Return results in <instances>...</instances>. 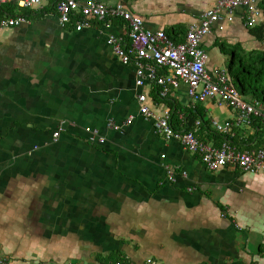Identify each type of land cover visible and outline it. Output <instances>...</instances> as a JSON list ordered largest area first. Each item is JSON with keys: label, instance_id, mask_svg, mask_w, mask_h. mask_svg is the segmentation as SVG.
Segmentation results:
<instances>
[{"label": "crops", "instance_id": "1", "mask_svg": "<svg viewBox=\"0 0 264 264\" xmlns=\"http://www.w3.org/2000/svg\"><path fill=\"white\" fill-rule=\"evenodd\" d=\"M217 1L82 4L122 3L146 31L170 33L180 43ZM2 9L25 22L0 33V258L14 264H264V173L209 172L198 155L154 129L169 104L179 111L174 127L179 115L198 108L212 131V121L235 120L232 109L218 101L193 104L183 84L168 88L165 100L148 81L137 87L136 67L123 65L106 45L109 36L125 39L119 21L92 22L76 32L60 27L52 0L39 9ZM245 14L235 11L231 23L222 19L204 39L211 78L228 75L221 66L230 52L263 49ZM7 17L0 9V20ZM139 95L152 118L139 115ZM129 117L131 125L121 131L107 128L109 120L121 126ZM86 128L104 143H88ZM226 136L235 148L232 139L241 149L264 146L253 124ZM170 169L177 172L173 180Z\"/></svg>", "mask_w": 264, "mask_h": 264}, {"label": "built area", "instance_id": "2", "mask_svg": "<svg viewBox=\"0 0 264 264\" xmlns=\"http://www.w3.org/2000/svg\"><path fill=\"white\" fill-rule=\"evenodd\" d=\"M46 0H0V8L15 7L19 10L39 9ZM58 13L60 27H72L76 32L88 28L92 22L119 21L126 28V37L109 36L106 45L112 53L120 59L123 65L136 67L137 87H142L145 81L161 89L159 98L164 99L168 88H177L183 84L187 88V96L195 104L206 101L224 103L236 113L232 122H210L211 128L218 134L227 135L232 128L253 124L254 120L264 122V104L259 101H247L238 89L234 87L228 75L220 72L211 78L206 70L207 55L203 48V41L208 37L214 27L222 20L233 21L235 11L245 10L246 26L257 25L260 12L257 9L259 0H218L212 9L202 13L197 23L191 24L185 34L183 42L176 43L165 32L146 31L140 17L131 13L125 5L117 3L107 6L101 2L82 4L77 0H52ZM25 22V17H7L0 21V33L8 28L19 26ZM162 71L163 74H158ZM144 95L137 97L138 113L144 119L152 118L150 109L146 105ZM173 113L169 108L161 111L159 118L154 121V129L158 136L165 141H176L189 154L198 155L201 163L209 172H217L223 168H236L241 172L255 175L264 173V147L256 151L240 152L228 143L218 147L204 144L196 137L201 121H195L192 130H185L186 118L179 115V127L175 128L172 122ZM133 117L125 120L123 125L109 120L107 128L119 132L123 126L131 125ZM89 134L88 143L103 144L104 139L97 138L96 131L86 128ZM60 135L57 131L53 134L56 140ZM177 172L168 170L170 180ZM181 177H186L184 172H178ZM0 264H14L11 260L0 258ZM45 264V263H39ZM152 264V260H146Z\"/></svg>", "mask_w": 264, "mask_h": 264}, {"label": "trees", "instance_id": "3", "mask_svg": "<svg viewBox=\"0 0 264 264\" xmlns=\"http://www.w3.org/2000/svg\"><path fill=\"white\" fill-rule=\"evenodd\" d=\"M79 2H83L84 0H77ZM124 4H130L133 1L137 0H121ZM258 9L262 12V21L255 25L254 27L249 28V32L251 36L260 44H262L263 49L255 51L251 54H249L247 57L241 56L239 54H235L234 52H230L229 55L231 56L230 64L228 67V77L231 82V84L235 86V83L237 84V89L240 95L243 98L250 97L253 99V101H258V95L261 96V99L264 104V0H259L257 3ZM2 12H6L8 16L15 17V15H12L5 9L0 8ZM8 9V8H6ZM24 17V16H23ZM2 20V19H1ZM0 20V21H1ZM104 23V22H103ZM166 34L175 41V35H172L170 33ZM177 42V41H176ZM222 52H223V46ZM227 54V53H224ZM158 74H161V72H158ZM157 89L156 97L159 98V93L161 92L160 88H154V90ZM156 91V90H155ZM165 100V99H164ZM168 108L172 111V113L179 112L177 111V107L171 106V104L168 105ZM197 108V107H196ZM189 116H185V130H192V124L195 121H201V125L199 129L197 130V133L195 137L204 144H211L215 147L220 146L223 143H227L229 140V137L226 135L218 134L214 131H212L206 122H203V115L202 111L198 108L193 112L192 110L187 112ZM172 122H173V116H172ZM258 123V124H256ZM175 124V123H174ZM176 125L179 127V123L176 122ZM253 126L255 130H259L261 134L264 135V122L261 120H254ZM256 126V127H255ZM177 128V127H176ZM234 145H236V150L240 152H250V151H256L250 148L241 149L239 145L237 144V141L231 140ZM264 145V141L262 143ZM261 145V146H262ZM264 147V146H263Z\"/></svg>", "mask_w": 264, "mask_h": 264}, {"label": "rangeland", "instance_id": "4", "mask_svg": "<svg viewBox=\"0 0 264 264\" xmlns=\"http://www.w3.org/2000/svg\"><path fill=\"white\" fill-rule=\"evenodd\" d=\"M248 55H245V57H247ZM229 61H230V59L228 60V58H227V60H226V63L224 64V65H222L221 66V69H224V70H228V65H229ZM235 86L237 87V84L235 83ZM238 88V87H237ZM187 96V95H186ZM189 98V97H188ZM258 101H259V104L260 105H263V101H262V99H261V96L260 95H258ZM247 101H253V99H251L250 97H248L247 99H246Z\"/></svg>", "mask_w": 264, "mask_h": 264}]
</instances>
